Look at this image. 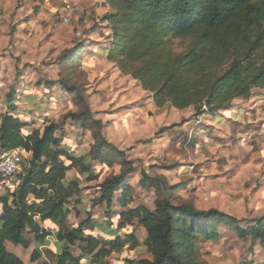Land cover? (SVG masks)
<instances>
[{
    "label": "trees",
    "instance_id": "trees-1",
    "mask_svg": "<svg viewBox=\"0 0 264 264\" xmlns=\"http://www.w3.org/2000/svg\"><path fill=\"white\" fill-rule=\"evenodd\" d=\"M104 2L110 9L104 22L111 42L101 54L122 75L137 81L157 108H191L198 120L226 111L235 100L250 98L254 89L264 93V0ZM175 41L183 46L178 54L174 51ZM65 60L68 66L74 62L72 58ZM60 86L68 94L77 95V104L82 108L80 113L70 115L76 128L91 129L92 144L83 156L77 157L75 149L56 134L54 123L44 119L40 131L16 116L10 95L6 97V112L0 111V151L18 150L30 155L17 176L18 187L0 195V264H23L7 252L6 242L23 249L32 245L30 260H38L39 248L53 237L51 226H43L45 222L55 227V239L62 244L57 264H78L87 256L101 264L111 254L122 253L128 242L130 248L138 247L134 223L144 230L142 246L152 259L127 260L130 264H197L196 241L217 240L219 226L264 246V216L243 229L240 221L218 210L197 211L173 205L166 187L155 193L153 211L137 207L115 214L110 226L101 229L106 239L84 235V229L95 220L89 212L84 221L69 224L68 216L73 211L78 213L77 206L69 209V203L76 204L73 198L81 193L78 177L67 179L72 170L80 169L85 182H92L94 162L120 167L119 175L96 186V197L91 200L92 206L107 208L104 217H108L113 203L125 208L131 202L126 178L134 167L123 152L110 153L113 146L101 133L104 125L93 118L79 89L64 81ZM141 180L149 181L144 173ZM122 234L125 239H121ZM76 245L82 253L78 258L71 254Z\"/></svg>",
    "mask_w": 264,
    "mask_h": 264
},
{
    "label": "rangeland",
    "instance_id": "rangeland-1",
    "mask_svg": "<svg viewBox=\"0 0 264 264\" xmlns=\"http://www.w3.org/2000/svg\"><path fill=\"white\" fill-rule=\"evenodd\" d=\"M109 13L104 0H77L67 9L69 22L64 24L59 1L0 0V110L6 112V97L10 95L16 116L40 131L44 119L54 123L56 134L75 149L77 157L83 156L92 144L91 129L76 128L70 115L80 113L82 108L77 95L68 94L60 81L75 85L93 118L104 125L101 133L113 146L110 153L123 152L134 167L126 178L131 202L125 208L113 203L108 217H104L107 208L92 206L91 200L96 197V186L119 175L120 167L94 162L92 182H85L80 169L72 170L67 179L78 177L84 200L69 203L70 209L76 205L80 209L71 215L69 224L84 221L90 210L95 220L84 229V235L106 239L101 229L110 226L115 214L137 207L153 211L155 193L166 187L173 205L197 211L218 210L247 229L264 216L263 91L254 89L250 99L243 100L245 114L251 111L243 127L229 122L214 126L208 118L196 123L191 109L157 108L137 81L122 75L101 54L111 42L104 22ZM174 44L175 53H180L183 46L178 41ZM69 58L74 61L70 66L64 64ZM240 101L233 103L240 105ZM216 120L219 123L223 118L220 115ZM143 173L147 183L141 180ZM119 195L117 192L116 198ZM217 231V240L196 241L197 264H264V246L224 226ZM123 234L121 239H125ZM133 235L139 246L125 245L126 261L151 260L142 246L145 232L136 223ZM75 247L72 253L80 257L82 253ZM117 259L116 254L104 261Z\"/></svg>",
    "mask_w": 264,
    "mask_h": 264
},
{
    "label": "crops",
    "instance_id": "crops-1",
    "mask_svg": "<svg viewBox=\"0 0 264 264\" xmlns=\"http://www.w3.org/2000/svg\"><path fill=\"white\" fill-rule=\"evenodd\" d=\"M249 99L250 98L243 99V100H249ZM243 100L239 99L240 102H243V103H240V105H234L235 103H232V105L226 111H222L216 116L205 115V116H202L201 118H199L198 120L195 117H194V119H195V121H197L196 123H201L202 119H204V118L207 119L208 118V120H210L211 123H213L214 126H222L223 124L229 122V123H231V124H233V125H235L237 127H243L245 125L246 116L248 115L249 112H251V111H249L247 114H245V103H244ZM236 101H238V100H235L234 102H236ZM151 102L153 103L152 98H151ZM250 102L251 103H249V104L255 105V101H250ZM190 109L191 108L183 110V111H187V110H190ZM220 115L223 118V121L218 123L217 120H216V117H219ZM247 120H249V119H247ZM215 128H217V127H215ZM29 156L30 155H24V158L27 159ZM81 193H80L79 196L74 197L75 198L74 200H75L76 204H78V202H80V201L82 202V200H84L82 198ZM77 199H78V201H77ZM69 209H70V207H69ZM77 209H78V207H77ZM79 211H80V209H78V213H79ZM88 212L90 213V210H88ZM73 213H74V211L68 216V222H69V219H70V217H71V215ZM86 213H87V211H86ZM0 214H1V210H0ZM113 219H114V216H113ZM43 226H51L53 237L49 238L47 240L46 244L43 247L39 248L41 257L38 260H36L34 262H32L30 260L31 253L33 252V249H34L32 245L28 249H23L20 246H15V245H12L9 242H6L5 243V248H6L7 252H9V253L15 255L16 257H18L22 261L23 264H57L56 256H58L60 254L62 246H60L59 243L55 239L56 229H55V227L53 225H51L48 222H45L43 224ZM75 248H76L75 246L72 247L71 254H72L73 257L78 258L77 256H74L73 253H72L73 249H75ZM125 251L126 250L124 249L122 253L117 254V256H118L117 260H112L111 263H107V262L104 261L101 264H126V256L127 255H125V253H126ZM114 255H116V253L111 254L110 257H112ZM50 256H53L54 258L50 259L49 258ZM129 261H131V260H129ZM78 264H95V263L92 262L90 256H87V257H84L81 260H79Z\"/></svg>",
    "mask_w": 264,
    "mask_h": 264
},
{
    "label": "built area",
    "instance_id": "built-area-1",
    "mask_svg": "<svg viewBox=\"0 0 264 264\" xmlns=\"http://www.w3.org/2000/svg\"><path fill=\"white\" fill-rule=\"evenodd\" d=\"M56 1L62 4V22L68 24L67 9L77 0ZM23 159L24 155L18 150L0 151V195L14 191L18 187L19 179L17 176L21 173Z\"/></svg>",
    "mask_w": 264,
    "mask_h": 264
}]
</instances>
